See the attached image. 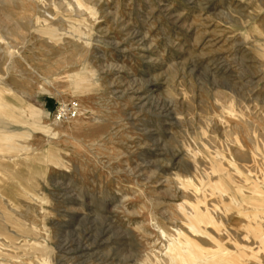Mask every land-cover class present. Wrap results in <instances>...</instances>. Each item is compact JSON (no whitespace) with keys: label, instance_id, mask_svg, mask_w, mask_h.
<instances>
[{"label":"rangeland","instance_id":"obj_1","mask_svg":"<svg viewBox=\"0 0 264 264\" xmlns=\"http://www.w3.org/2000/svg\"><path fill=\"white\" fill-rule=\"evenodd\" d=\"M78 1L0 0V264H264V0Z\"/></svg>","mask_w":264,"mask_h":264},{"label":"bare ground","instance_id":"obj_2","mask_svg":"<svg viewBox=\"0 0 264 264\" xmlns=\"http://www.w3.org/2000/svg\"><path fill=\"white\" fill-rule=\"evenodd\" d=\"M75 4H76V8H77V11L78 12H81V11H83V8H85V10H89V11H92L93 9H90L87 5H86V2H84V1H78V0H76V2H75ZM47 20V19H46ZM2 23L0 22V25H1ZM44 28H46V29H44V30H42L41 32H40V34L41 35H44V36H48L50 39H58L59 37H58V34H56L55 33V31L53 32V31H51V29H48L47 28V26H45ZM0 29H1V27H0ZM71 32H69L67 35H69L70 37H73V38H76V31H75V29H74V26L73 27H71ZM37 32H38V30H37ZM1 33V32H0ZM7 33V32H6ZM8 35H12L11 33H9ZM23 38V37H22ZM45 78H47V77H45ZM50 80V79H49ZM79 81H80V75L79 74H76L75 75V77L74 78H71V83H72V90H73V88H74V86L75 85H77L78 83H79ZM1 105H3L2 103H0V108H1ZM40 111L38 110V112H37V114L38 115H40ZM0 145L1 146H7V144H6V141H4L3 139H0ZM2 222V221H1ZM23 227V226H22ZM0 229L2 230L3 229V227L1 226V224H0ZM191 230V229H190ZM162 232V231H161ZM6 236V241L8 242L9 241V236H7V235H5ZM187 241V240H186ZM25 245V244H24ZM20 247V246H19ZM18 248V247H17ZM26 248V247H25ZM20 249V248H19ZM184 254L185 255H192L193 254V251L190 249V250H186V251H184ZM195 254V253H194ZM184 257V256H183ZM200 257V256H199ZM202 257V256H201ZM3 258V257H2ZM5 259V258H4ZM6 259H8V260H10L11 261V259H13V258H11V257H7ZM188 259V258H187ZM203 259V258H202ZM17 262H18V264H25L21 259H15ZM186 260V259H185ZM1 261V260H0ZM41 262L43 261L42 259L40 260ZM195 261V263H193V264H201L202 263V261L200 260V258H197V259H195L194 260ZM190 262V261H189ZM185 263H186V261H185ZM1 264H9L7 261H2V263ZM190 264V263H189ZM192 264V263H191ZM215 264H217V263H215Z\"/></svg>","mask_w":264,"mask_h":264},{"label":"crops","instance_id":"obj_3","mask_svg":"<svg viewBox=\"0 0 264 264\" xmlns=\"http://www.w3.org/2000/svg\"><path fill=\"white\" fill-rule=\"evenodd\" d=\"M262 239L264 240V237Z\"/></svg>","mask_w":264,"mask_h":264}]
</instances>
